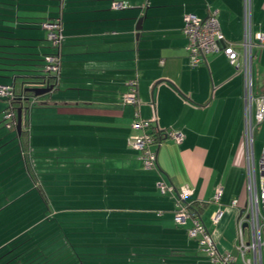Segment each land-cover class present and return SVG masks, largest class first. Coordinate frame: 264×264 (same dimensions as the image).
<instances>
[{"label":"crops","instance_id":"0c3cea01","mask_svg":"<svg viewBox=\"0 0 264 264\" xmlns=\"http://www.w3.org/2000/svg\"><path fill=\"white\" fill-rule=\"evenodd\" d=\"M29 1L31 5H22L18 11L19 28H26L28 20L39 22L59 16L63 32L61 65L53 88L30 103L24 125L26 153L16 132V171L6 172L10 167L5 161L0 164L3 207H11L26 192L31 200L40 202V195L50 200L47 191L56 193L55 185L63 182L65 198L78 196L82 202H90L75 208L81 213L70 216L78 218L70 225L75 243L89 251L85 252L89 259L84 262L137 264L136 254L142 253L137 246L140 243L142 249H150L139 255L145 257V264H199L204 258H191L193 238L187 236L184 224L173 222L174 195L157 188V183L164 181L174 187L176 195L188 185L191 193L184 200L203 205L199 215L217 249L234 252L236 231L233 234L232 223L234 220L235 230L238 209L230 203L237 198L238 205L243 204L246 175L243 75L222 50L207 53L201 64L191 66L182 26L187 13L205 17L215 11L225 41L239 42L243 34L242 0H122L121 8L112 7V0H58V10L51 8L55 4L47 0ZM34 5L40 6L39 11L33 12ZM137 19L140 28L135 27ZM252 31L264 32V0H252ZM42 32L40 36L31 31L26 33L29 36L24 32L14 36L17 40L37 39L33 51L40 57L50 51L39 49L45 35ZM24 49L17 46L16 51ZM237 50L241 64V48ZM30 68L35 65L18 66L20 70L13 72L25 74L32 72L24 70ZM262 71L264 67L255 66V91ZM23 80L21 75L12 77L16 93L20 91L16 89L17 81ZM132 84L135 100L126 102L125 94ZM34 85L25 83L27 87ZM135 114L153 120L160 129L182 134L180 139L161 134L152 146L156 165L151 169L143 167L139 150L129 145V137L139 132L132 126ZM43 135L48 139L40 140ZM30 173H34L35 180ZM77 187L78 193L74 191ZM217 207L223 213L212 222L210 214ZM72 209L65 206L60 211ZM207 209L209 215L203 219ZM25 212L21 209L14 216L23 217ZM96 215L115 218L114 227L104 226L103 222L95 227L99 222ZM9 218L0 237V257H7H1L0 264H46L43 251L50 249V242L40 244V237L49 236V223H42L39 229L41 223L37 220L38 229L33 233L27 229L34 223L21 230L5 227L14 221L12 216ZM72 252L66 249L52 264H69V253L73 259L84 258ZM152 255L157 256L156 260H151ZM166 255L175 259L161 257Z\"/></svg>","mask_w":264,"mask_h":264},{"label":"built area","instance_id":"2783aa9c","mask_svg":"<svg viewBox=\"0 0 264 264\" xmlns=\"http://www.w3.org/2000/svg\"><path fill=\"white\" fill-rule=\"evenodd\" d=\"M243 11V34L239 42H227L221 32L216 12L212 11L205 17L194 13H187L184 18L182 31L186 38V51L191 66H197L204 61L205 55L210 52L222 50L228 61L235 67H240L243 75V142L245 147L246 161V197L242 205H238L237 198L231 200V206L238 209L235 219L236 242L235 251H219L214 243L210 231L201 220L196 210L189 208V203L184 199L191 193V188L184 185L178 194H174V187L164 181L157 183L161 193L169 192L174 195L175 206L173 221L176 224H185L188 237L194 238L198 247L204 253V259L199 264H264V147L258 160L259 176L256 171L254 155V134L258 123L264 119V93L257 92L253 87L252 60L254 57L253 47L264 46V32L252 31V0H242ZM111 6L121 8L122 0H112ZM41 26L46 29V36L54 46L53 52L44 56L45 61L42 69L44 72L58 74L61 65L59 48L63 41L62 23L60 17L43 21ZM241 48L242 63L239 64V51ZM46 78L35 84L45 86ZM14 87L11 84L0 83V96L13 97ZM126 102H134L135 87L133 84L124 97ZM3 118L7 126L16 123L13 111L6 110ZM151 119L138 118L137 114L132 121V126L139 132L129 137V145L139 150V157L145 169H151L156 165V151L152 147L158 143L146 132ZM171 135L180 139L182 134L175 130L166 129L164 136ZM219 188L216 189L213 198L217 200ZM242 211L240 212V210ZM223 210L217 207L210 214L212 222H217L222 216Z\"/></svg>","mask_w":264,"mask_h":264},{"label":"rangeland","instance_id":"374dc122","mask_svg":"<svg viewBox=\"0 0 264 264\" xmlns=\"http://www.w3.org/2000/svg\"><path fill=\"white\" fill-rule=\"evenodd\" d=\"M47 2L48 3L51 2V3L55 4V6H53V5L51 6V8H55V10H58L57 9L58 6L61 7V5L58 4V0L57 1L56 0H47ZM37 7H40V6L34 5L33 12L39 11V10H37ZM12 31L11 32H5L4 34L6 36H9V37H10V35L14 36V35H17L18 33H21V32H24L25 33L24 35L29 36V34H26L27 31H31L36 36L42 35V33H43L42 31H44V34H45V29L44 28L42 29V27L38 23L33 24L32 26L26 27V28L16 27ZM9 37L2 38L3 42H9V43L19 42L21 44H27V45H29V43L33 44L35 42L36 43L39 42L38 40H35V39L17 40L16 38L10 39ZM42 38H43V40H42L43 44L40 46L41 48H39V49L41 51L45 50V49L50 50V48H52V47H49L48 40L45 39V35ZM262 47H264V46H260L259 48L257 46L253 47V53H254V59L252 61L253 86L256 85V77L254 76L255 75V66L260 67L261 69H262V67H264V51L261 52ZM3 48L6 49L7 47L5 46ZM20 48L27 49L26 47H20ZM15 61L23 62V61H25V59H16ZM34 65H35V68L40 67L38 64H33V66ZM18 66H22V64L21 65L20 64H18V65L17 64L6 65L5 67L3 66V64H0V83L10 82L12 79V72L16 71V67H18ZM23 66H25V65H23ZM19 87H20V82L17 81V83H16L17 91H19V89H20ZM5 105H6V100H4L2 97H0V143L3 142V144L0 145V159L3 160L2 162H0V164L5 161L6 165H8V168L10 167L9 169L7 168L8 170L6 172H9V171L13 172V171H16V166H19V163H17L15 161V158H14V154H16L15 149H14L15 148L14 145L16 144L17 137H16V129L14 127H8L5 123L6 122L5 119L2 116L3 109H4ZM3 133H4V136H3ZM40 138H41L40 140H42V141H44V139H48V137L45 135H43ZM253 146H254V155H255V160H256V168H257L256 173L259 176L258 160H259V157L261 154V149H262V147H264V119H262L261 122L258 123V125L256 127L255 134H254ZM31 155L33 157V153ZM0 174H2L1 171H0ZM40 175L43 176L42 174H40ZM0 177H1L0 178V184H3V174ZM246 182H247V180H246V175H245V190H244L245 193H244L243 200L246 197ZM76 185L80 186L78 184H76ZM63 186H65L64 183L58 181V183L55 185V189H54V190H56V188H57V192L56 193H54V192L49 193V191H47L46 196L47 197L51 196L50 200H47L46 197H45L46 199H44V198L42 199V197L40 195V199H41L40 202L29 199L28 198L29 194H28V192H26L23 195V198H19V199L14 200L13 203L11 204V207H10V205L8 207H3V194L1 193V195H0V197H1V199H0L1 200L0 201V237L3 235V224H5V222L7 220H9L10 219L9 217H11V216H12V220H14V221L9 222L5 225V227L10 228L11 230H13V229H15V230L20 229L21 230L22 228L25 229V228L30 227L32 225V223H34L35 225H32L30 229H27V231L32 230L33 233H36V230L38 229V227H37L38 222H36V221L40 220L39 222L41 223V225L39 226V229H41L43 227L42 223L45 224V222H46V223H49V225H50L49 236H47L48 235L47 234L44 239H41V237H40L41 234H39V235L34 234V236L40 237V240H41L40 244H43L44 240L50 242L49 243L50 249L43 251V253L47 256L44 263L47 264L50 262L52 264L53 262H55V260L58 257H60L64 254V251L66 249L71 250V253H73L72 251H74L75 253L76 252L79 253L80 256H84L83 259L75 258L76 259L75 260L71 257L70 253L67 254L66 258H67V261L69 262V264H74L75 262H77V264H81L80 260H84V261L88 260L89 258L87 259V254L85 252H89V251L88 250L86 251V249L82 250V249L78 248L77 244L75 243V238L73 236L74 231H71V229H70L71 223H76V220H78V218L70 217V216L71 215L75 216L76 214L81 213L82 210L75 209V208H78L79 206L84 205V203L89 204L90 202H87V201L82 202L78 198V196L73 197V199L65 198L64 192H63V188H64ZM42 187L44 188L43 185H42ZM45 187L49 188L51 186L46 185ZM72 187L74 188L73 185H72ZM77 190H78V187L74 191L76 192ZM76 193H78V191ZM239 203L242 204V201H240ZM15 204H17L18 207H12ZM65 206H70L73 209L70 211H68V210L63 211V212L60 211L63 208H65ZM21 209H24L26 211L25 215L23 217L14 216V215H17L19 210H21ZM235 210L237 211V209H235ZM99 213H102V212L99 211ZM91 214H95V213H91ZM48 215H50V217H47ZM208 215H209V210L207 209L201 217L203 219H205L208 217ZM95 218L97 220H99V222L95 225V227L96 226L98 227L100 224H102V222L104 223V226H108L111 224L113 226L114 221H115V218L113 219V217L105 219L103 217H100V215H96ZM122 221H125V220H122ZM189 224H190V219L188 218L187 222L184 224V226L182 225V227L185 229ZM59 225H60V227H59ZM126 225H128V224L126 223ZM232 225H233V234H235L236 228L234 230V220H233ZM56 228H57V230L55 232L51 231V230H54ZM105 228L108 229L109 227H105ZM128 234L131 235L132 232H129ZM34 236H32V238ZM193 239H192L191 244L194 248L191 249V254H192L191 258L192 259H194V258L195 259H201V258L203 259L204 253L198 249L196 241H194ZM61 240H63L64 243H60ZM1 241L3 242V238H0V243H1ZM137 246H138V249H140V251L142 253L136 254L137 257H136L135 261L137 264H145V262H144V261H146L145 257L139 256V255H143V252L146 253L147 251H150V249L149 248L142 249L144 247L143 246L140 247V243H137ZM63 247H66V248H63ZM63 249H65V250H63ZM134 251L138 252L139 250H134ZM154 252H158V251H154ZM166 252L167 251H163V253H166ZM0 253H2V251ZM81 254H83V255H81ZM147 255H148V257H150L149 254H147ZM4 256L7 257V254L2 255L1 257H4ZM133 256H134V254L132 253L130 257H133ZM152 257H153V259L150 258L151 260H156L154 257H157V256L152 255ZM161 257H164L167 261H172L175 259V258H170L171 256H169V255L161 256ZM132 260H133V258H132ZM183 263H186V260H184ZM6 264H8V262ZM186 264H195V262H193V263L188 262Z\"/></svg>","mask_w":264,"mask_h":264},{"label":"trees","instance_id":"16d2710c","mask_svg":"<svg viewBox=\"0 0 264 264\" xmlns=\"http://www.w3.org/2000/svg\"><path fill=\"white\" fill-rule=\"evenodd\" d=\"M22 5H31V2L29 0H0V64H3V66L5 67L6 65H14V64H17V65L22 64V66L23 65H31V64L33 65V63H34V64H38L40 67L34 68V69H32V68L24 69L26 71H32V72H28L25 74L13 72L12 77L16 78L19 75H21L24 79L23 82L20 83L19 93L18 92L16 93V91L14 89L15 94L13 97H3V96H0V97H2L4 100H6V105L3 109V113L6 110H11V111H13L14 116L16 117L17 108L21 107L22 124H21V128H20V133H19V137H20L19 140H20V145H21V148L23 150V153H26L25 149H26L27 144H26V140L24 139V130H25L24 125H25V123H27L26 114L28 113L30 103L34 102L35 99L42 94L34 95L32 91H29L28 89H26L27 86H25V83L28 82V83L36 84L40 81H43L46 78V80L48 81L47 85L50 86L52 89L53 86L55 85L54 82H55V79H56L58 74L44 72L42 69L43 63L45 61L44 56L50 52H53V50H54V46L51 44V42L48 40V38L46 36V29L45 28H44L45 29V39L48 40L49 47H52V48H50V51L40 54L41 55L40 57L38 56L39 54L37 52L33 51V48L36 47L35 44L29 43V45H27V44H21V43L16 44L13 42H11V43L3 42L2 38L9 37V36H6L4 34L5 32H11L14 28L20 27L19 23L21 21L18 20V11L23 9ZM25 9H27L28 11L33 10L30 8L29 9L25 8ZM55 17H59V16L50 17L48 19L39 21L37 23L41 26V23L43 21L50 20V19H53ZM26 23L28 24L27 27H30L33 24H35L36 22L34 20H28V21H26ZM9 38L13 39V38H15V36L10 35ZM32 39H34V38H32ZM35 40H37V39H35ZM5 46L7 47L6 49L3 48ZM17 46L26 47L27 49H24L25 52H21V51L18 52V51H16ZM257 47L259 48L260 46H257ZM17 54H20V55L22 54V55H26V56L24 58L18 57V56H16ZM27 55H29V56H27ZM16 59L30 60V62H28V63L27 62H18V61H15ZM253 59H254V57H253ZM16 70L19 71L20 69H16ZM36 78H40V80L34 82V80ZM10 82L11 83H4V84H11V85H13V87H15L14 83L12 81H10ZM21 84L23 85V87H21L22 86ZM28 87H30V86H28ZM253 87L255 89V86H253ZM257 92L264 93V71H262V73H261V80H260V84L258 86ZM15 126H16V123L11 124L8 127H14L15 128ZM146 132L148 134H150L154 138V140L157 142L158 139L160 138L161 134L164 135L165 129H160V128L154 126V123L151 122L149 124L148 128L146 129ZM26 156L27 155L24 154L25 164H26ZM30 174H31V177L34 178V180H35L36 177L34 176V173H30ZM37 186H39V182L37 183ZM202 206L203 205L200 203H195V202L189 203V208L192 210H196L198 213H200ZM177 225H179V224H177ZM80 262H81V264H88V263L84 262V260H80ZM97 264H99V263H97Z\"/></svg>","mask_w":264,"mask_h":264},{"label":"water","instance_id":"95a60500","mask_svg":"<svg viewBox=\"0 0 264 264\" xmlns=\"http://www.w3.org/2000/svg\"><path fill=\"white\" fill-rule=\"evenodd\" d=\"M140 19H137L136 22V28H140ZM26 89H28L29 91H32L34 95H40L43 94L45 92L50 91L51 87L48 85L45 86H31V87H27ZM21 124H22V114H21V107L17 108L16 111V132L19 134L20 133V128H21ZM242 211V209L240 210V212Z\"/></svg>","mask_w":264,"mask_h":264}]
</instances>
